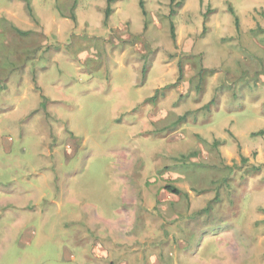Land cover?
<instances>
[{
    "label": "rangeland",
    "instance_id": "rangeland-1",
    "mask_svg": "<svg viewBox=\"0 0 264 264\" xmlns=\"http://www.w3.org/2000/svg\"><path fill=\"white\" fill-rule=\"evenodd\" d=\"M106 1L0 0V264H264V0Z\"/></svg>",
    "mask_w": 264,
    "mask_h": 264
},
{
    "label": "trees",
    "instance_id": "trees-1",
    "mask_svg": "<svg viewBox=\"0 0 264 264\" xmlns=\"http://www.w3.org/2000/svg\"><path fill=\"white\" fill-rule=\"evenodd\" d=\"M111 1H113V0H107L106 2H108V5L105 7V15H106V17H107V15L109 14V12H110V3H111ZM171 2H174V0H170ZM181 1L182 0H178L177 2H176V4H181ZM140 5L142 6V1H140ZM230 10L232 11V8H230ZM235 22H236V24L238 25V18H237V16L235 17ZM171 35H172V37H174V30H173V25H171ZM179 72H180V75H181V65L179 64ZM159 90L160 89H156L155 90V92H154V94L150 97L151 99L152 98H155L156 97V95H157V93L159 92ZM183 116H180L179 117V119H181ZM264 132V130H260L259 132H257L258 134H261V133H263ZM165 187H167L168 189H170L172 192H175V193H178V189L177 188H175V187H172V186H169V185H166Z\"/></svg>",
    "mask_w": 264,
    "mask_h": 264
}]
</instances>
